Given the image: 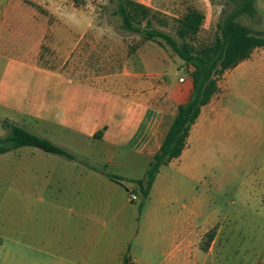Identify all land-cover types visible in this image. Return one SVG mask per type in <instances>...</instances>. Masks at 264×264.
Listing matches in <instances>:
<instances>
[{
    "label": "crops",
    "instance_id": "crops-1",
    "mask_svg": "<svg viewBox=\"0 0 264 264\" xmlns=\"http://www.w3.org/2000/svg\"><path fill=\"white\" fill-rule=\"evenodd\" d=\"M0 7V137L9 120L75 156L22 148L0 154V174L14 173L23 193L18 211L44 224L40 232L18 234L22 264H122L125 256L133 264H200L202 226L214 220L201 222L202 204L210 206L211 197L201 194L206 158L196 142L220 122L223 106L213 98L202 108L182 155L161 168L140 211L128 191L145 177L178 106L188 101L190 77L161 85L128 63L121 72L89 73V33L102 28L82 16L50 24L36 13L26 26L24 7L15 17L8 0ZM95 39L96 60L104 66L103 36ZM203 150L210 154V144ZM10 162L15 170L5 168ZM30 191L47 199L27 201Z\"/></svg>",
    "mask_w": 264,
    "mask_h": 264
},
{
    "label": "rangeland",
    "instance_id": "rangeland-1",
    "mask_svg": "<svg viewBox=\"0 0 264 264\" xmlns=\"http://www.w3.org/2000/svg\"><path fill=\"white\" fill-rule=\"evenodd\" d=\"M133 1L149 8L153 27L171 35L179 45L183 43L178 36L183 17L190 9L201 11L205 17L201 31L195 39L187 40L197 48L213 44L223 12L233 7L230 0ZM8 3L14 17L20 16L24 7L26 26L34 24L32 16L36 13L50 24H63L69 18L80 19L82 16L83 23L102 28V32L89 33L93 38L89 45V73L121 72L128 63L137 71L159 79L161 85L173 80L182 84L180 79L186 81L189 76L183 61L171 49L122 29V20L114 13L116 2L8 0ZM255 7L262 21L242 17L239 22L264 31V0H256ZM96 36H103L104 66L100 65V59L96 60ZM30 46L31 43L26 41V53ZM43 51L48 57L50 50L44 47ZM4 65L0 55V79ZM29 78L26 73V87ZM219 85L222 89L213 102L224 108L221 120L207 128L208 137L196 142L200 157L206 158L202 160L205 180L200 185L201 194L203 197L205 192H210L211 197L210 206L202 204L201 222L203 225L209 217L214 220V225L202 226L200 264H264V48L255 49L241 70L226 71L219 78ZM208 143L211 152L205 155L203 148ZM22 149L45 154L31 147ZM5 168L15 170L16 164L10 162ZM10 175L0 174V264H22L24 254H17L18 234L40 232L44 224L40 218L18 211L16 204L23 200V193H18L17 177L14 173ZM26 195L25 200L31 202L47 199L32 191ZM134 204L140 209L141 199ZM28 211L32 213V210Z\"/></svg>",
    "mask_w": 264,
    "mask_h": 264
},
{
    "label": "trees",
    "instance_id": "trees-1",
    "mask_svg": "<svg viewBox=\"0 0 264 264\" xmlns=\"http://www.w3.org/2000/svg\"><path fill=\"white\" fill-rule=\"evenodd\" d=\"M110 1L117 3L114 13L121 18L122 29L139 35L145 41L171 49L183 61L193 85L188 101L178 106L176 117L145 177L137 181L141 211L161 168L182 155L192 126L200 117L202 108L219 92V78L226 71L250 59L255 49L264 48V31L254 30L239 22L242 17L262 21L255 7L256 0H230L233 7L223 12L217 24L218 34L213 44L197 48L187 43V40L198 36L205 20L201 11L190 9L183 17L178 31V36L183 41L182 45H179L171 35L153 27L149 19V8L133 0ZM2 128L6 135L0 137V154L32 147L75 160V156L67 150L9 120L2 122ZM107 176L118 180L110 174ZM122 264H133L131 257L125 256Z\"/></svg>",
    "mask_w": 264,
    "mask_h": 264
},
{
    "label": "built area",
    "instance_id": "built-area-1",
    "mask_svg": "<svg viewBox=\"0 0 264 264\" xmlns=\"http://www.w3.org/2000/svg\"><path fill=\"white\" fill-rule=\"evenodd\" d=\"M180 82L184 83V79L181 78ZM128 193H129L131 202H137L141 199L138 184H136L133 188H130Z\"/></svg>",
    "mask_w": 264,
    "mask_h": 264
}]
</instances>
